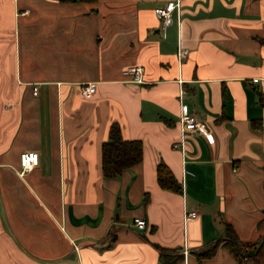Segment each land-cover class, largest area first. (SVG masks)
Wrapping results in <instances>:
<instances>
[{"label":"crops","instance_id":"0c3cea01","mask_svg":"<svg viewBox=\"0 0 264 264\" xmlns=\"http://www.w3.org/2000/svg\"><path fill=\"white\" fill-rule=\"evenodd\" d=\"M168 1L0 0V264H243L226 224L264 235V0H181L163 29ZM181 102L212 141L182 132ZM113 123L143 159L107 177ZM24 151L39 163L21 174Z\"/></svg>","mask_w":264,"mask_h":264},{"label":"trees","instance_id":"16d2710c","mask_svg":"<svg viewBox=\"0 0 264 264\" xmlns=\"http://www.w3.org/2000/svg\"><path fill=\"white\" fill-rule=\"evenodd\" d=\"M143 149L144 145L141 139H125L119 124L113 123L110 127L108 139L102 144L104 175L114 177L126 169L139 164L143 159ZM157 178L162 188L183 192L182 182L163 160H160L157 164ZM263 224L264 216L258 221V225ZM226 231L227 239L222 242L241 263L264 264V235L255 241H242L230 223L226 224ZM219 243L220 241L209 248L198 251V257L207 258L213 256ZM159 248L164 252L170 250L164 247Z\"/></svg>","mask_w":264,"mask_h":264},{"label":"built area","instance_id":"2783aa9c","mask_svg":"<svg viewBox=\"0 0 264 264\" xmlns=\"http://www.w3.org/2000/svg\"><path fill=\"white\" fill-rule=\"evenodd\" d=\"M181 0H170L164 6L155 7L156 15L163 20L162 28L165 29L172 22V13L174 10H180ZM189 53L188 49L180 48L178 51L179 58H184ZM144 67L141 65H135L127 68L125 74L130 75L131 79L136 82H143ZM257 80V79H254ZM34 93H38V86H34ZM97 90V82L91 81L85 83L81 86V92L83 96L89 97L93 95ZM181 94L184 92L181 88ZM180 123L182 132L185 134L189 131H200L206 135L209 141L213 140L212 134L209 130L207 123L201 120L194 112H192L188 105L181 102V115ZM175 146L183 145V142L175 143ZM21 174H25L31 169H33L39 163V154L36 151H24L21 153ZM198 215L197 211L186 212L185 218L196 217ZM134 224L143 229L147 226V220L142 217H136L134 219ZM246 258V257H245Z\"/></svg>","mask_w":264,"mask_h":264},{"label":"rangeland","instance_id":"374dc122","mask_svg":"<svg viewBox=\"0 0 264 264\" xmlns=\"http://www.w3.org/2000/svg\"><path fill=\"white\" fill-rule=\"evenodd\" d=\"M244 264V263H243Z\"/></svg>","mask_w":264,"mask_h":264}]
</instances>
